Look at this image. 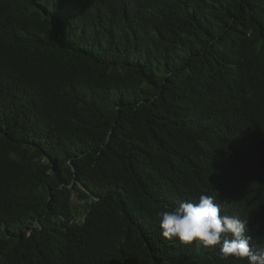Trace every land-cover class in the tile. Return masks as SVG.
<instances>
[{
    "label": "trees",
    "instance_id": "16d2710c",
    "mask_svg": "<svg viewBox=\"0 0 264 264\" xmlns=\"http://www.w3.org/2000/svg\"><path fill=\"white\" fill-rule=\"evenodd\" d=\"M202 193L264 243V0H0V264H244Z\"/></svg>",
    "mask_w": 264,
    "mask_h": 264
},
{
    "label": "clouds",
    "instance_id": "9594fccd",
    "mask_svg": "<svg viewBox=\"0 0 264 264\" xmlns=\"http://www.w3.org/2000/svg\"><path fill=\"white\" fill-rule=\"evenodd\" d=\"M162 238L183 246L216 248L221 260L229 258L244 264H264V243H253L248 220L222 214L215 195L202 193L197 200H185L157 213Z\"/></svg>",
    "mask_w": 264,
    "mask_h": 264
},
{
    "label": "rangeland",
    "instance_id": "374dc122",
    "mask_svg": "<svg viewBox=\"0 0 264 264\" xmlns=\"http://www.w3.org/2000/svg\"><path fill=\"white\" fill-rule=\"evenodd\" d=\"M73 203L75 205L76 208V221L81 222L84 220V200H78L76 198V193H74L73 197H72Z\"/></svg>",
    "mask_w": 264,
    "mask_h": 264
}]
</instances>
